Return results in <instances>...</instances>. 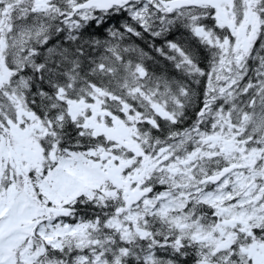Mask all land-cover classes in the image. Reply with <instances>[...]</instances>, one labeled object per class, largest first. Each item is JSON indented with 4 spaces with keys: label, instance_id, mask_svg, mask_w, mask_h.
<instances>
[{
    "label": "snow or ice",
    "instance_id": "snow-or-ice-1",
    "mask_svg": "<svg viewBox=\"0 0 264 264\" xmlns=\"http://www.w3.org/2000/svg\"><path fill=\"white\" fill-rule=\"evenodd\" d=\"M0 264H264V0H0Z\"/></svg>",
    "mask_w": 264,
    "mask_h": 264
}]
</instances>
